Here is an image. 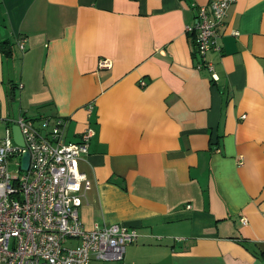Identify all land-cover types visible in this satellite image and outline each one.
Listing matches in <instances>:
<instances>
[{"label": "crops", "instance_id": "crops-1", "mask_svg": "<svg viewBox=\"0 0 264 264\" xmlns=\"http://www.w3.org/2000/svg\"><path fill=\"white\" fill-rule=\"evenodd\" d=\"M211 1L0 0L1 123L92 127L79 218L135 230L125 264H264V0L218 27L217 81L186 30Z\"/></svg>", "mask_w": 264, "mask_h": 264}, {"label": "built area", "instance_id": "built-area-1", "mask_svg": "<svg viewBox=\"0 0 264 264\" xmlns=\"http://www.w3.org/2000/svg\"><path fill=\"white\" fill-rule=\"evenodd\" d=\"M235 2L217 0L197 7L193 26L186 27L194 34L200 59L196 68L206 69L215 81V68L207 55L221 51L217 29ZM24 43L18 39L20 51H24ZM111 66L109 60L98 63L101 69ZM92 110L88 104V118ZM4 121L5 136L0 139V264H89L92 260L125 264V249L136 241V231L118 224L87 231L79 218V207L92 188V181L79 169L94 136L92 127L82 131L78 142H68L64 138L68 121L60 117L32 120L20 116ZM12 125L20 129L22 147L12 138ZM25 153L29 155L26 170L22 168ZM241 222L245 224L246 219ZM71 242L76 244L67 245Z\"/></svg>", "mask_w": 264, "mask_h": 264}, {"label": "water", "instance_id": "water-1", "mask_svg": "<svg viewBox=\"0 0 264 264\" xmlns=\"http://www.w3.org/2000/svg\"><path fill=\"white\" fill-rule=\"evenodd\" d=\"M11 132H12V138L16 145L22 147L23 146V138L20 133V129L17 125H12L11 126ZM28 163H29V155L28 153L23 154L22 156V168L26 170L28 168Z\"/></svg>", "mask_w": 264, "mask_h": 264}, {"label": "rangeland", "instance_id": "rangeland-1", "mask_svg": "<svg viewBox=\"0 0 264 264\" xmlns=\"http://www.w3.org/2000/svg\"><path fill=\"white\" fill-rule=\"evenodd\" d=\"M14 58H13V60L15 61V62H19V53H18V51L17 50H15L14 51V56H13ZM9 61V63L7 64L8 66H9V64H11V60H8ZM6 63V62H5ZM6 66V65H5ZM7 68V67H6ZM16 113V112H15ZM29 115H31V116H33L32 115V113H28V116ZM24 117V116H23ZM40 117H42V116H39L38 118H35V119H39ZM26 118V117H25ZM28 119H32V120H34L33 118H28ZM5 126L4 125H2V123H1V121H0V139H2V138H4V136H5Z\"/></svg>", "mask_w": 264, "mask_h": 264}, {"label": "trees", "instance_id": "trees-1", "mask_svg": "<svg viewBox=\"0 0 264 264\" xmlns=\"http://www.w3.org/2000/svg\"><path fill=\"white\" fill-rule=\"evenodd\" d=\"M210 3V2H209ZM208 3V4H209ZM207 4V5H208ZM0 50L3 52V55H4V57H9V56H11V54H10V50L8 49V50H5V49H2V47L0 46ZM197 54V53H196Z\"/></svg>", "mask_w": 264, "mask_h": 264}]
</instances>
